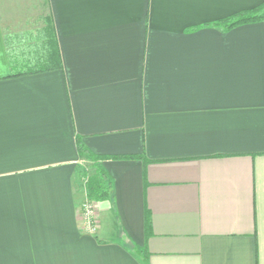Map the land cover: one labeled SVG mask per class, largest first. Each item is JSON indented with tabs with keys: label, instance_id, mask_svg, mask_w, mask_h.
I'll return each instance as SVG.
<instances>
[{
	"label": "crops",
	"instance_id": "1",
	"mask_svg": "<svg viewBox=\"0 0 264 264\" xmlns=\"http://www.w3.org/2000/svg\"><path fill=\"white\" fill-rule=\"evenodd\" d=\"M263 2L0 0V264H264V21L205 27ZM43 32L61 68L10 78L5 37Z\"/></svg>",
	"mask_w": 264,
	"mask_h": 264
},
{
	"label": "trees",
	"instance_id": "2",
	"mask_svg": "<svg viewBox=\"0 0 264 264\" xmlns=\"http://www.w3.org/2000/svg\"><path fill=\"white\" fill-rule=\"evenodd\" d=\"M264 21V2L250 10L239 12L235 15L223 18L205 25L224 32L237 26ZM45 31V30H44ZM22 43L16 41V37H5V49L9 65L10 78L21 77L35 73L47 72L61 68L60 54L55 39L46 40L45 32L36 37H28ZM79 165L92 168L93 173L86 175V198L89 201L112 203V179L102 167L104 157L91 153L83 146L80 139H76ZM134 254L142 264H146L147 256L140 250L133 249Z\"/></svg>",
	"mask_w": 264,
	"mask_h": 264
},
{
	"label": "built area",
	"instance_id": "3",
	"mask_svg": "<svg viewBox=\"0 0 264 264\" xmlns=\"http://www.w3.org/2000/svg\"><path fill=\"white\" fill-rule=\"evenodd\" d=\"M91 204L92 203L87 201L81 206V227L88 235H92L96 232L93 208Z\"/></svg>",
	"mask_w": 264,
	"mask_h": 264
},
{
	"label": "rangeland",
	"instance_id": "4",
	"mask_svg": "<svg viewBox=\"0 0 264 264\" xmlns=\"http://www.w3.org/2000/svg\"><path fill=\"white\" fill-rule=\"evenodd\" d=\"M78 178L80 179L81 183H83L82 185H84V189H85V182H86V175H84V172H87V174H91L93 173V169L91 168H87L85 167L83 164L79 165V169H78ZM77 178V179H78ZM90 202L92 203V208H93V214H94V222H95V226L97 227V216L98 214L101 212V208L104 207L103 204H99V203H109L111 204L110 201H104V202H95V201H89L86 198V189H85V200L83 203L85 202ZM95 233H93L92 235H94Z\"/></svg>",
	"mask_w": 264,
	"mask_h": 264
}]
</instances>
